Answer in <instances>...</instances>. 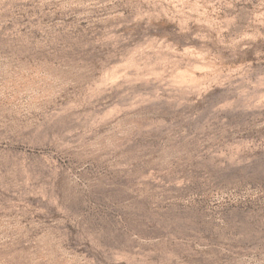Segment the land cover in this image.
Segmentation results:
<instances>
[{
    "label": "rangeland",
    "instance_id": "374dc122",
    "mask_svg": "<svg viewBox=\"0 0 264 264\" xmlns=\"http://www.w3.org/2000/svg\"><path fill=\"white\" fill-rule=\"evenodd\" d=\"M0 264H264V0H0Z\"/></svg>",
    "mask_w": 264,
    "mask_h": 264
}]
</instances>
